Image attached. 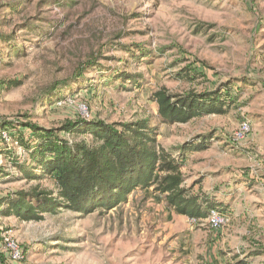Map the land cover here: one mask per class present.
Listing matches in <instances>:
<instances>
[{
    "label": "rangeland",
    "instance_id": "374dc122",
    "mask_svg": "<svg viewBox=\"0 0 264 264\" xmlns=\"http://www.w3.org/2000/svg\"><path fill=\"white\" fill-rule=\"evenodd\" d=\"M2 35L13 39L3 43ZM12 81L20 85L8 87ZM162 89H218L229 106L223 115L163 125L153 98ZM75 120H146L176 156L185 142L207 140L185 154L183 187L235 209L225 211L230 222L217 231L191 226L158 193L136 189L125 203L88 215L61 210L30 222L0 215L1 264H11L6 239L22 253L12 264H210L205 250L221 231L243 244L216 249L231 255L223 264H264V0H0V200L53 188L19 171L31 163L19 142L32 141L22 123L57 128ZM244 120L250 134L235 142Z\"/></svg>",
    "mask_w": 264,
    "mask_h": 264
},
{
    "label": "trees",
    "instance_id": "16d2710c",
    "mask_svg": "<svg viewBox=\"0 0 264 264\" xmlns=\"http://www.w3.org/2000/svg\"><path fill=\"white\" fill-rule=\"evenodd\" d=\"M24 26L34 32L33 26ZM12 39L10 35L1 37L3 43ZM9 48L15 54L18 52L13 45ZM119 78L131 79L132 76L120 75ZM7 85L17 87L20 83L12 81ZM226 95L218 89L199 94H171L162 89L154 93L153 98L160 124L174 125L225 114L229 106ZM10 124L5 122L1 126ZM22 126L27 128L32 141L28 144L21 138L19 142L30 152L31 163L27 167L22 164L19 171L28 182L48 178L53 188L35 185L1 199L0 215L4 217L14 216L30 222L61 210L88 215L97 208L110 210L125 203L136 189H152L175 215L190 219H205L214 209L228 210L214 195L193 194L191 187H183L182 160L188 151L206 148L207 140L203 138L185 142L174 156L158 144L157 133L146 120L112 124L75 120L57 128L27 122ZM62 133L70 136L76 133L89 139L69 141L60 136ZM1 263L3 256L0 255Z\"/></svg>",
    "mask_w": 264,
    "mask_h": 264
},
{
    "label": "built area",
    "instance_id": "2783aa9c",
    "mask_svg": "<svg viewBox=\"0 0 264 264\" xmlns=\"http://www.w3.org/2000/svg\"><path fill=\"white\" fill-rule=\"evenodd\" d=\"M250 123L246 120L242 121L237 130L233 133L232 139L235 142H242L245 140L250 134ZM188 223L191 226H199L201 223H207V225L214 231L221 229L223 226L227 225L230 222L228 212L221 211V210H210L207 217L205 219H190L188 218ZM7 247L9 250L10 255V263L19 262L22 259V253L17 245L13 243H8Z\"/></svg>",
    "mask_w": 264,
    "mask_h": 264
},
{
    "label": "crops",
    "instance_id": "0c3cea01",
    "mask_svg": "<svg viewBox=\"0 0 264 264\" xmlns=\"http://www.w3.org/2000/svg\"><path fill=\"white\" fill-rule=\"evenodd\" d=\"M167 150V149H166ZM175 156H176V152H174L173 153ZM149 192H151V191H149ZM148 194V196L150 195V197L152 198H155V196H156V198H157V195L156 194H152V193H147ZM152 194V195H151ZM158 198H160V196L158 195ZM165 204L163 203V206H164ZM225 206H227L228 207V211L230 210V212H235L234 210L235 209H232L231 207H229V205L228 204H224V207ZM176 216V215H175ZM177 218H179V220H182V221H185V220H187L188 218L187 217H184V216H176ZM188 221V220H187ZM241 222V221H240ZM235 231H233V233H234ZM215 235L213 236V239L210 237V240H209V244H208V246L206 247V253H207V255H206V260H208V262H209V260H210V264H223V262H226L227 260H228V258L231 256L228 252L226 253V256H224V255H219L218 253H216V249L217 250H221L222 252H224V251H226V248L229 246V247H231V245L233 244L234 246V248H236L237 246H240L241 244H242V242H241V237H238V240H237V242H235V237L236 236H233L232 234H229V235H227L226 237L224 236V232H216V233H214ZM218 236V237H217ZM232 240V239H234V242L232 243V242H230L229 240ZM218 242V244H214L213 242ZM220 241H221V243H220ZM243 245V244H242ZM232 248V247H231ZM230 248V249H231ZM229 249V250H230Z\"/></svg>",
    "mask_w": 264,
    "mask_h": 264
}]
</instances>
